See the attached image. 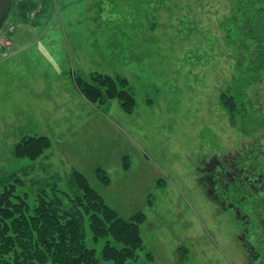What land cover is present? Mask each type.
Wrapping results in <instances>:
<instances>
[{
  "label": "rangeland",
  "instance_id": "1",
  "mask_svg": "<svg viewBox=\"0 0 264 264\" xmlns=\"http://www.w3.org/2000/svg\"><path fill=\"white\" fill-rule=\"evenodd\" d=\"M253 1L13 0L0 33V190L33 207L41 191L72 197L77 171L120 218L145 215L142 248L124 264H247L243 221L200 179L225 159L264 153V37L235 29L238 5ZM95 72L127 79L132 115L80 95L74 78ZM235 92L232 120L220 100ZM28 136L51 147L35 161L14 158ZM256 194L242 216L264 214ZM84 218L85 245L113 264L102 259L113 241L93 240Z\"/></svg>",
  "mask_w": 264,
  "mask_h": 264
},
{
  "label": "trees",
  "instance_id": "2",
  "mask_svg": "<svg viewBox=\"0 0 264 264\" xmlns=\"http://www.w3.org/2000/svg\"><path fill=\"white\" fill-rule=\"evenodd\" d=\"M258 2L238 5L235 29L264 37V5L259 4L260 13H257ZM258 18L262 21H257ZM241 82L244 83L243 78ZM74 84L92 105L116 101L127 115L136 109V99L123 76L95 72L75 77ZM247 86L248 83L241 85L237 92L242 93ZM237 92L220 100L232 120L238 115L241 103H236ZM50 147L47 136H28L14 145L12 154L16 159L35 161ZM122 160L123 170L128 172L129 158L124 156ZM97 174L103 185L109 184L104 170L98 169ZM71 175L77 189L72 197L55 188L50 194L41 191L33 207L24 198L14 197L12 189L0 190V264H99L95 251L84 243L85 216L93 240L111 238L114 243L106 241L103 261L124 264L136 257L142 248L140 226L146 221L145 215L137 213L129 220L120 218L81 173L72 171Z\"/></svg>",
  "mask_w": 264,
  "mask_h": 264
},
{
  "label": "flooded vegetation",
  "instance_id": "3",
  "mask_svg": "<svg viewBox=\"0 0 264 264\" xmlns=\"http://www.w3.org/2000/svg\"><path fill=\"white\" fill-rule=\"evenodd\" d=\"M224 161L219 165L220 171L214 168L206 170L205 173L203 171L200 180L205 183V194L220 209L235 207V214L244 224L238 239L243 242L242 246L249 254L247 264H264V250L259 247L261 244L257 241L264 235V214L258 213L257 216L256 213L250 212L246 217L241 214L242 208H252V202L247 198L253 197V192L259 193L256 198L260 205L264 204V153L233 158L230 162L226 159ZM243 191L246 192L245 197ZM263 210L264 207L261 208V211Z\"/></svg>",
  "mask_w": 264,
  "mask_h": 264
},
{
  "label": "water",
  "instance_id": "4",
  "mask_svg": "<svg viewBox=\"0 0 264 264\" xmlns=\"http://www.w3.org/2000/svg\"><path fill=\"white\" fill-rule=\"evenodd\" d=\"M13 0H0V31L9 15Z\"/></svg>",
  "mask_w": 264,
  "mask_h": 264
},
{
  "label": "built area",
  "instance_id": "5",
  "mask_svg": "<svg viewBox=\"0 0 264 264\" xmlns=\"http://www.w3.org/2000/svg\"><path fill=\"white\" fill-rule=\"evenodd\" d=\"M32 15H34V13H32ZM13 30V27L10 28V31ZM2 41L4 40L3 38L1 39ZM0 44H2V42H0Z\"/></svg>",
  "mask_w": 264,
  "mask_h": 264
},
{
  "label": "crops",
  "instance_id": "6",
  "mask_svg": "<svg viewBox=\"0 0 264 264\" xmlns=\"http://www.w3.org/2000/svg\"><path fill=\"white\" fill-rule=\"evenodd\" d=\"M7 45H9V43H7Z\"/></svg>",
  "mask_w": 264,
  "mask_h": 264
}]
</instances>
